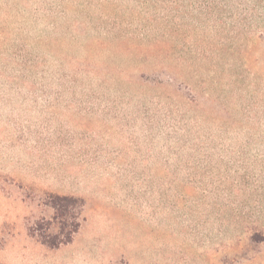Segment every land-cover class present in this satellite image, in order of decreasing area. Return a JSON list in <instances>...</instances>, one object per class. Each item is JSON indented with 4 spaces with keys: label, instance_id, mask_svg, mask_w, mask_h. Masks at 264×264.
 Here are the masks:
<instances>
[{
    "label": "rangeland",
    "instance_id": "1",
    "mask_svg": "<svg viewBox=\"0 0 264 264\" xmlns=\"http://www.w3.org/2000/svg\"><path fill=\"white\" fill-rule=\"evenodd\" d=\"M248 2L0 0V264H264ZM51 194L84 203L57 249Z\"/></svg>",
    "mask_w": 264,
    "mask_h": 264
},
{
    "label": "trees",
    "instance_id": "2",
    "mask_svg": "<svg viewBox=\"0 0 264 264\" xmlns=\"http://www.w3.org/2000/svg\"><path fill=\"white\" fill-rule=\"evenodd\" d=\"M152 1V0H147ZM251 7L245 11H252V18L244 17L253 22L256 28H262L259 33H249L242 35L246 39L264 38V0H248ZM147 3V2H146ZM145 3V4H146ZM258 11V12H257ZM249 13V12H248ZM46 205L52 209V216L49 221H38L29 228V235L36 238L41 245L49 249H57L62 245L71 242L77 233L82 222L83 200L73 196L51 194ZM251 243H264V234L253 232L249 236Z\"/></svg>",
    "mask_w": 264,
    "mask_h": 264
}]
</instances>
